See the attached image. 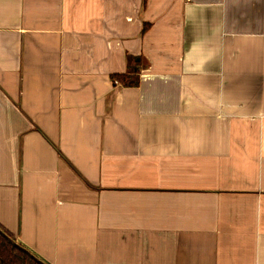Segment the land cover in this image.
<instances>
[{
    "label": "crops",
    "instance_id": "obj_1",
    "mask_svg": "<svg viewBox=\"0 0 264 264\" xmlns=\"http://www.w3.org/2000/svg\"><path fill=\"white\" fill-rule=\"evenodd\" d=\"M0 226L46 264H264V0H0Z\"/></svg>",
    "mask_w": 264,
    "mask_h": 264
},
{
    "label": "trees",
    "instance_id": "obj_2",
    "mask_svg": "<svg viewBox=\"0 0 264 264\" xmlns=\"http://www.w3.org/2000/svg\"><path fill=\"white\" fill-rule=\"evenodd\" d=\"M112 79L115 83H119L125 87L138 86L139 81L135 73L113 75ZM9 237L16 241V238L4 230ZM0 264H41L39 261L31 258L26 252L15 247L11 241L0 233Z\"/></svg>",
    "mask_w": 264,
    "mask_h": 264
},
{
    "label": "water",
    "instance_id": "obj_3",
    "mask_svg": "<svg viewBox=\"0 0 264 264\" xmlns=\"http://www.w3.org/2000/svg\"><path fill=\"white\" fill-rule=\"evenodd\" d=\"M0 233L7 238L9 241L12 242V244L21 249L22 251L26 252L31 258L39 261L41 264H46L45 262H43L42 260H40L36 255H34L31 251H29L27 248H25L24 246H22L21 244H19L17 241L13 240L11 237H9L3 230L0 229Z\"/></svg>",
    "mask_w": 264,
    "mask_h": 264
}]
</instances>
